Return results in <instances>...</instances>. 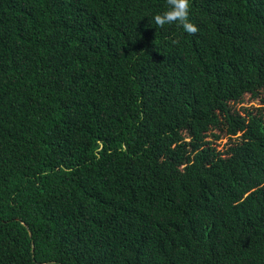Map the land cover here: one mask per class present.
Instances as JSON below:
<instances>
[{"label":"trees","instance_id":"obj_1","mask_svg":"<svg viewBox=\"0 0 264 264\" xmlns=\"http://www.w3.org/2000/svg\"><path fill=\"white\" fill-rule=\"evenodd\" d=\"M165 7L0 0V264H264L263 113L230 104L264 88V0H191L194 34ZM219 123L241 140L175 175L166 138Z\"/></svg>","mask_w":264,"mask_h":264},{"label":"rangeland","instance_id":"obj_2","mask_svg":"<svg viewBox=\"0 0 264 264\" xmlns=\"http://www.w3.org/2000/svg\"><path fill=\"white\" fill-rule=\"evenodd\" d=\"M230 104L241 115L245 114L244 108H249L254 113L260 110L264 118V88L260 90L256 97L245 94L241 101H231ZM241 134L242 132L239 130L233 133L229 132L226 125L221 123H219V127L209 124L206 130L201 126L190 125L186 130L166 138L161 155L173 160H181L182 163L178 167L179 172L175 175H178L179 178L194 181V178L183 176L185 169L194 163V158L204 150L206 161L208 163L215 162L218 157L227 154L226 151L229 145L241 140Z\"/></svg>","mask_w":264,"mask_h":264},{"label":"clouds","instance_id":"obj_3","mask_svg":"<svg viewBox=\"0 0 264 264\" xmlns=\"http://www.w3.org/2000/svg\"><path fill=\"white\" fill-rule=\"evenodd\" d=\"M191 0H166V7L159 13H153L149 24L157 28L165 25H175L184 33L194 34L197 25L189 18Z\"/></svg>","mask_w":264,"mask_h":264}]
</instances>
